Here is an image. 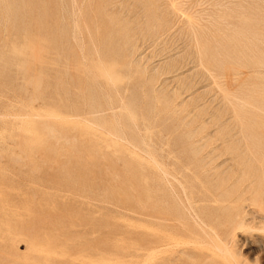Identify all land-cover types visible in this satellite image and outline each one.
<instances>
[{"label":"rangeland","instance_id":"obj_1","mask_svg":"<svg viewBox=\"0 0 264 264\" xmlns=\"http://www.w3.org/2000/svg\"><path fill=\"white\" fill-rule=\"evenodd\" d=\"M27 1L0 20V264H264V0Z\"/></svg>","mask_w":264,"mask_h":264},{"label":"bare ground","instance_id":"obj_2","mask_svg":"<svg viewBox=\"0 0 264 264\" xmlns=\"http://www.w3.org/2000/svg\"><path fill=\"white\" fill-rule=\"evenodd\" d=\"M6 1L7 0H0V20L2 21V22H4V23H6V26H5V29L6 30H8V28H9V20H10V15H9V9H8V6H7V4H6ZM76 1V0H75ZM169 2H171V1H169ZM173 2H175V1H173ZM172 2V3H173ZM60 3H62V2H60ZM176 4V3H175ZM27 5H29V8H28V11H29V13H30V19H26V16L25 15H23V17H24V22H26V21H30L31 23H35L36 24V8H35V1L34 0H29V1H27ZM67 6V5H66ZM173 6H174V4H173ZM169 7H171V6H169ZM64 8V7H63ZM173 8V7H172ZM181 13V12H180ZM186 16V15H185ZM189 18H190V16H189ZM72 22V21H71ZM76 25V24H75ZM38 27V26H37ZM75 27V26H74ZM77 27V26H76ZM78 28V27H77ZM60 31V30H59ZM194 34H195V32H194ZM35 35H37V28H35V27H33V30H31V32H30V37H32V36H35ZM74 36V35H73ZM72 36V37H73ZM75 39V38H74ZM76 42V41H75ZM82 43V42H81ZM264 45V44H263ZM80 49V48H79ZM260 50V49H259ZM84 51V50H83ZM197 54V53H196ZM199 60H200V58H199ZM200 63V62H199ZM88 65V64H87ZM202 65V64H201ZM203 68H205V67H203ZM207 70V69H206ZM90 75V74H89ZM212 77V76H211ZM214 79H216V78H214ZM102 85V84H101ZM104 89V88H103ZM107 93V92H106ZM105 94V93H104ZM106 99V98H105ZM109 102H110V100H109ZM113 106V105H112ZM118 117V116H117ZM119 127V126H118ZM119 129V128H118ZM124 134V133H123ZM161 170V169H160ZM183 190V189H182ZM186 197V196H185ZM202 221V223H205L206 225H207V223L204 221V220H201ZM243 230V229H242ZM241 231V230H240ZM261 231V230H260ZM155 246H157V245H155Z\"/></svg>","mask_w":264,"mask_h":264}]
</instances>
